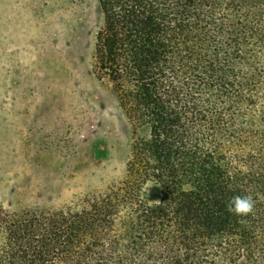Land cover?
Masks as SVG:
<instances>
[{
    "label": "trees",
    "instance_id": "obj_1",
    "mask_svg": "<svg viewBox=\"0 0 264 264\" xmlns=\"http://www.w3.org/2000/svg\"><path fill=\"white\" fill-rule=\"evenodd\" d=\"M98 2L124 172L56 208L0 204V264H264V0ZM246 194L252 214L226 211Z\"/></svg>",
    "mask_w": 264,
    "mask_h": 264
},
{
    "label": "rangeland",
    "instance_id": "obj_2",
    "mask_svg": "<svg viewBox=\"0 0 264 264\" xmlns=\"http://www.w3.org/2000/svg\"><path fill=\"white\" fill-rule=\"evenodd\" d=\"M98 0H0V204L56 208L119 178L132 129L93 72ZM145 199L160 198L147 182Z\"/></svg>",
    "mask_w": 264,
    "mask_h": 264
},
{
    "label": "clouds",
    "instance_id": "obj_3",
    "mask_svg": "<svg viewBox=\"0 0 264 264\" xmlns=\"http://www.w3.org/2000/svg\"><path fill=\"white\" fill-rule=\"evenodd\" d=\"M255 200L251 194L235 195L226 204L225 208L228 213L235 214L238 217H247L253 213Z\"/></svg>",
    "mask_w": 264,
    "mask_h": 264
}]
</instances>
